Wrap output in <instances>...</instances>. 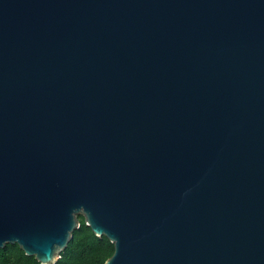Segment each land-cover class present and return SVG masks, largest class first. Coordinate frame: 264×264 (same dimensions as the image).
Instances as JSON below:
<instances>
[{"label": "water", "instance_id": "obj_1", "mask_svg": "<svg viewBox=\"0 0 264 264\" xmlns=\"http://www.w3.org/2000/svg\"><path fill=\"white\" fill-rule=\"evenodd\" d=\"M264 264V0H0V249L55 264Z\"/></svg>", "mask_w": 264, "mask_h": 264}, {"label": "trees", "instance_id": "obj_2", "mask_svg": "<svg viewBox=\"0 0 264 264\" xmlns=\"http://www.w3.org/2000/svg\"><path fill=\"white\" fill-rule=\"evenodd\" d=\"M81 228L74 240L60 253L55 264H105L114 254V244L105 236L98 237L86 225L83 216L79 217ZM0 264H40L35 257H30L19 245L8 244L0 249Z\"/></svg>", "mask_w": 264, "mask_h": 264}]
</instances>
